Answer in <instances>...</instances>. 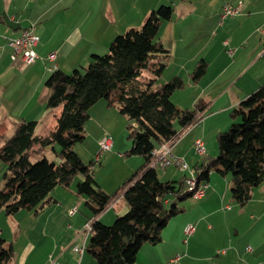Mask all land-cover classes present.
Masks as SVG:
<instances>
[{"label": "trees", "instance_id": "trees-1", "mask_svg": "<svg viewBox=\"0 0 264 264\" xmlns=\"http://www.w3.org/2000/svg\"><path fill=\"white\" fill-rule=\"evenodd\" d=\"M173 12V5L161 4L149 12L140 28L118 34L109 51L95 53L88 65L71 73L55 68L45 81L50 90L47 107L61 109L54 128L38 134L37 120L23 119L0 144V161L7 166L0 210L7 215L21 209L38 214L55 200L50 194L58 185L69 187L82 174L76 192L86 196L91 230L85 251L93 255L95 264H134L141 247L160 243L169 220L197 197L188 191L187 173L162 180L152 164L153 149L166 142L175 144L204 117L209 105L199 99L194 108L177 106L172 96L184 85L180 75L156 85L171 56L158 37L159 29L163 21L172 19ZM208 65L204 58L199 61L190 72L194 82L206 74ZM147 71L150 74L145 75ZM101 99L136 121L127 126L132 145L126 153L144 157L142 165L113 192L96 181L94 161L84 162L74 149L85 139L90 109ZM230 115L233 122L216 134L218 155L194 167L198 186L208 183L212 171L230 175L232 197L244 205L264 182V83L233 107ZM238 116L240 121L235 120ZM51 145L58 160L44 155ZM32 155L42 157L31 161ZM170 195H174L172 203ZM120 196L128 210L110 224L103 222L99 215ZM14 255L12 243L0 235V264H12Z\"/></svg>", "mask_w": 264, "mask_h": 264}, {"label": "crops", "instance_id": "crops-1", "mask_svg": "<svg viewBox=\"0 0 264 264\" xmlns=\"http://www.w3.org/2000/svg\"><path fill=\"white\" fill-rule=\"evenodd\" d=\"M227 2L241 3L239 12L230 16L235 20L225 24L226 18L221 20L220 14ZM161 4L174 6L172 19L165 20L166 24L162 22L158 34L170 52L173 53L176 45L185 48L194 43L195 47L198 45L200 54L206 56L213 49L209 43L215 32L208 33V29H205L198 33L199 27L201 24L205 28L212 25L215 16L219 18L217 25L222 28L223 43L232 48L233 59L227 63H220L219 53L213 49L215 59L205 58L209 61L208 69L196 86L199 90L194 91L201 93L194 95L188 104L178 105L181 108L192 106L199 95L209 102L205 117L186 130L171 148L174 154L186 159L189 169L182 170L174 164L160 167V178L179 179L186 173L188 176L191 172L195 173L196 168L192 166L202 162L197 160L193 163L189 159L188 151L193 150L194 140L200 138L206 145L208 132L217 134L229 126L231 109L264 83V0H0V115L7 119L9 113H15L22 120H27L26 115L31 116L38 122L36 130L42 128L37 133H47L54 128L61 110L46 105L50 90L45 81L54 70L50 68L54 62L48 59V54L56 51L57 67L66 72L80 68L90 62L95 53L107 52L111 41L119 33L142 25L149 12ZM174 16L179 18L174 20ZM122 17H126V20L123 26L118 27L117 21ZM32 24L40 36L37 47L39 57L31 65L22 67L11 59L10 47L3 36L18 35ZM163 29L168 30L166 34ZM186 60L182 59L180 63L182 69L188 67ZM215 63L212 75L208 76ZM232 67L235 68L227 73ZM226 74L227 77H223ZM235 85L239 88H234ZM209 90L210 94L204 95ZM106 107L111 108L107 104ZM49 114L48 122L45 118ZM219 114L223 115L216 117ZM206 153L209 155L208 150ZM136 159L140 162L142 156ZM2 164L0 161V168ZM230 178V175L221 176L212 171L205 194L191 200L184 212L169 220L162 231L163 240L160 243H145L134 264H170V258L178 253L181 254L179 264H264V182L255 187L249 201L241 205L232 197ZM52 199L57 202L55 197ZM123 199L120 196L99 218L103 219ZM169 200L170 203L172 199ZM118 208L119 211L109 214L106 220H113L118 214L126 212V201ZM15 214L7 215L0 210V235L5 233L7 218ZM18 221L14 223V229L20 224ZM87 221L80 220L76 225H68V229L73 230V246L80 244L78 239L84 242L86 234L83 230ZM189 223L195 229L191 234H186L185 226ZM6 240L12 243L15 250L13 241ZM46 240L55 241L54 244L58 242L53 234ZM54 248L42 258L44 264H49L50 255L58 264H75L72 254L65 256L66 249L57 253L59 245ZM84 253H77L81 257L79 264H95V260L87 258ZM37 263H41L40 255L33 257V254L26 252L19 260L15 250L12 264Z\"/></svg>", "mask_w": 264, "mask_h": 264}, {"label": "rangeland", "instance_id": "rangeland-1", "mask_svg": "<svg viewBox=\"0 0 264 264\" xmlns=\"http://www.w3.org/2000/svg\"><path fill=\"white\" fill-rule=\"evenodd\" d=\"M219 1H224V0H219ZM174 17H175L174 20L179 18L177 16ZM125 20L126 17L119 18L116 25L118 27L123 26V22ZM218 20L219 18L217 16L213 17L212 25L208 26L207 28H205L204 24H201L198 33H200L201 31H205V29L206 30L208 29V33H211V31L215 32V35H212V41L209 44L213 45V49L214 50L216 49V51H218L219 53L218 61L220 63L221 62L227 63L230 59H233L232 53L230 52L232 48L229 47L227 43L226 44L223 43L225 41L222 40L223 38L221 33L222 28H220L217 25ZM231 20H235V18L234 17L226 18L224 22L225 24H227ZM141 26L142 25H138L135 28H140ZM163 30H164L163 33L165 34L168 31L167 29H163ZM170 37L171 36H169V39ZM197 48L198 45L197 47H195L194 43L191 45L188 44L185 48L181 47L180 45H176V48L173 51V53L171 52L168 65L166 66L164 73L157 80L156 85H159L160 83L169 81L177 73H178L177 75H180L182 77L184 81L183 87L177 89V91L172 96V99L173 101H175L177 106L181 104L183 105L188 104V102L192 99L194 95H198L199 93H201V92H194L195 90H199L196 89V86L201 81V79L198 82H194L190 72L195 68V66L199 63L202 57H204V59L205 58L210 59V57H213V59H215L214 58L215 55L213 54V49L206 56H203L200 54L201 52H199ZM182 59H188V61L186 60L187 62H189L187 68H184V66H183L184 69L181 68L180 63ZM88 63L89 62H87L84 66L88 65ZM215 66L216 63L212 67V70L208 76L212 75ZM233 68L235 67H232L230 70H228L227 73H230L233 70ZM187 69H189L190 71H188ZM72 71L73 69L69 71V73H71ZM147 74H150V72L149 71L145 72V75ZM223 77H227V74L224 75ZM234 88H239V87L235 85ZM210 92L211 90L207 91V93H205L204 95H209ZM203 98H204L203 95L197 96L195 103L198 102L199 99H203ZM195 103L192 106H189L188 108H194ZM207 110L208 109L204 111V117L208 113ZM16 115L17 114L15 113H9L7 115L8 116L7 119H4L3 116L0 115L1 118L0 144L3 142L2 139L9 137V135H11L15 131L14 129L22 121V119L20 117H17ZM222 115L223 114H219L216 117H221ZM25 117L27 120H31V118H33L27 115ZM226 118H227V113H226ZM240 119L241 117L238 116L235 120L240 121ZM45 120H47L48 122L50 121V114L45 118ZM231 122H233V119H231ZM43 123L45 122L43 121ZM129 123L133 125L137 124L135 120L129 119L127 116L123 115L118 110V108L111 107L108 109L106 107V100L101 99L97 104H95L90 109V118L87 120L85 126L86 129L85 139L81 142H77L74 145V149L79 153V155L81 156L84 162L89 163L91 161H94L93 167H94L95 179L103 187V189L107 191H112L116 189L128 176H130L144 162L143 156L141 161L138 162L137 161L138 159H136V157L138 156L141 157V155L127 154L126 151L122 150V149L128 150L132 145V141L128 136L130 129L127 126ZM41 130L42 128H38L37 132L39 133ZM106 134L112 136L113 147L111 150L103 152L100 158H96V155L99 151V145H98L99 139ZM126 146L127 148H125ZM206 146L210 156L208 155V153L204 155L198 154L193 147V150L190 149L188 151L189 152L188 156L190 161L195 163L197 160H201L202 162L204 157L210 159L211 157H216L218 155L219 145L216 139V133L208 132V141H206ZM55 147L59 148L58 145H55ZM44 155L49 159L58 160V157L55 156L52 145L46 147L44 151ZM40 157H42V155L41 156L32 155L31 161H35ZM192 167L194 168V166ZM1 168L2 170L0 173V188H2L4 184L3 174L6 171L7 166L2 164ZM157 170L159 176L161 177L162 169H160V167H157ZM82 179H83L82 174H78L75 177L73 183L69 187L58 185L56 189H54L50 194V196L55 197L57 199V202H53L50 205H46L44 208L40 209L39 214H36L34 210L30 211L27 209H21V211H19L15 215H11V217L7 218V221L5 223V233L3 235L5 236L6 239L13 241L15 250L17 252V257L19 260L22 258V256H24L26 252H29L30 254H33V257L40 255L41 263L39 264H44L42 258L43 257L45 258L49 252L54 251L55 245L58 244L59 248L57 250V253L62 249L64 250L66 249L67 251L65 252V256L67 255L71 256L72 254L74 257L75 264L80 263L81 257L77 253L75 254V251L73 249V244H74L73 236H72L73 230L68 229L69 227L68 225L69 224L76 225V223H78V221L80 220H89L90 213L85 205L86 196L82 194H78L76 192V185L78 181H81ZM226 180L227 179H225V181ZM169 198H171L173 202L174 195H170ZM124 202L125 201L123 199L116 207L110 209L111 211L106 215H104V218L101 220L107 224L112 223L115 218L113 220H106L107 216L109 214L118 212L119 211L118 206ZM72 207H78L77 213L75 215H71L69 213V210ZM123 213L125 212H122L121 214ZM17 221L20 222V224L17 225V227L15 225V227L17 228V229L15 228L16 229L15 232L14 223ZM52 234L55 237H57V241H58L57 244H54L55 241L52 242L50 240H46V238H51ZM82 241L83 239L77 240L78 243H82ZM68 244H72V246ZM84 254L86 255L87 258H92L93 260H95L93 255L87 250L85 251Z\"/></svg>", "mask_w": 264, "mask_h": 264}, {"label": "built area", "instance_id": "built-area-1", "mask_svg": "<svg viewBox=\"0 0 264 264\" xmlns=\"http://www.w3.org/2000/svg\"><path fill=\"white\" fill-rule=\"evenodd\" d=\"M240 3L238 4L228 3V2L225 3L222 7L221 14H220L221 20L237 14L239 12ZM3 38L5 39L6 45L10 47L11 59L14 62L20 63L22 67L31 65L39 57L38 52H37V47L40 42V36L36 33L34 24L22 29L18 35L3 36ZM48 59L54 62V64H52L50 68L51 69L57 68L58 66V64L56 63L57 52L56 51L50 52L48 54ZM173 144L174 143L172 142H166L160 146L155 147L153 149L155 158L152 164L156 165L157 167H162V168H166L174 164L177 167L181 168L182 170L189 169V163L186 161V159L183 156L176 155L171 151ZM112 147H113L112 136L107 135V134L103 135L101 139L99 140V151L96 155V158H100L103 152L111 150ZM194 149L198 154H201V155H204L207 151L205 143L200 138L195 140ZM194 176H197L196 172L195 173L191 172V175H189L186 179V183L188 184L189 178L194 177ZM207 188H208V183L202 184L201 190H198L195 196L197 197L202 196L205 193V190ZM113 203L111 205H113ZM77 208L78 207L70 208L69 213L71 215L75 214L77 211ZM194 229H195V226L192 223H189L185 226V233L191 234L194 231ZM90 230H91V221L88 220L85 223L84 230H83L86 234L84 242L80 244H75L73 246L74 251L77 252L79 255H82L86 249L87 237L90 235ZM180 258H181L180 253L174 255L173 257L170 258V264H179ZM49 264H58L56 262V259H54L52 255H50Z\"/></svg>", "mask_w": 264, "mask_h": 264}, {"label": "bare ground", "instance_id": "bare-ground-1", "mask_svg": "<svg viewBox=\"0 0 264 264\" xmlns=\"http://www.w3.org/2000/svg\"><path fill=\"white\" fill-rule=\"evenodd\" d=\"M197 176H194V177H190L189 178V182L187 184V188H188V191H193L192 194H196L198 190H201L202 188V185H199L197 184Z\"/></svg>", "mask_w": 264, "mask_h": 264}]
</instances>
